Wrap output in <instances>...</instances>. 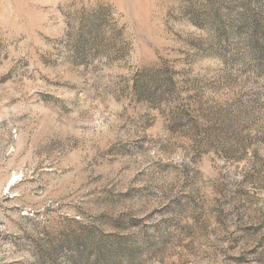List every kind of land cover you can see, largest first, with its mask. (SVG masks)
Here are the masks:
<instances>
[{"label": "rangeland", "instance_id": "rangeland-1", "mask_svg": "<svg viewBox=\"0 0 264 264\" xmlns=\"http://www.w3.org/2000/svg\"><path fill=\"white\" fill-rule=\"evenodd\" d=\"M0 264H264V0H0Z\"/></svg>", "mask_w": 264, "mask_h": 264}]
</instances>
